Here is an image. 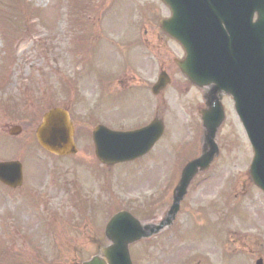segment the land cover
I'll list each match as a JSON object with an SVG mask.
<instances>
[{"label": "rangeland", "instance_id": "obj_1", "mask_svg": "<svg viewBox=\"0 0 264 264\" xmlns=\"http://www.w3.org/2000/svg\"><path fill=\"white\" fill-rule=\"evenodd\" d=\"M92 2L99 4L95 12ZM92 2L87 9L88 0H0V161L22 160L28 181L17 192L0 187V264H80L97 253V242L86 238L102 233L114 211L126 209L143 223L158 222L176 183L169 185L172 160L184 165L201 152L196 112L201 94L172 62L180 55L177 46L164 36L160 44L156 40L167 8L160 0ZM161 67L171 83L152 104L142 91L156 82ZM109 83L112 89L126 88L117 95L142 91L108 104L116 96L105 90ZM103 91L107 100L98 110L115 124L138 126L157 103L166 125L158 149L163 153L153 152L157 161L142 163L145 168L105 170L113 176L106 186L93 168L98 165L91 140L100 121H92L93 109ZM69 103L79 153L56 158L36 144L35 128L46 109ZM223 104L225 119L216 139L220 155L190 188L174 224L131 247L134 264H255L258 258L264 264V195L247 176L252 150L231 98L224 96ZM15 126L21 128L16 137L8 134ZM185 140L190 141L186 148ZM74 183L84 191L78 194ZM28 193L37 203L33 209ZM74 195L89 202L74 206Z\"/></svg>", "mask_w": 264, "mask_h": 264}, {"label": "water", "instance_id": "obj_2", "mask_svg": "<svg viewBox=\"0 0 264 264\" xmlns=\"http://www.w3.org/2000/svg\"><path fill=\"white\" fill-rule=\"evenodd\" d=\"M163 1L171 8L172 16L161 22L162 29L180 41L189 54V57L187 55L184 61L178 63L181 71L196 86L211 87L208 110L202 113L206 130L204 152L199 159L188 163L183 169L174 192L173 204L164 222L146 234L128 213H118L111 218L105 229L110 245L101 249V257H93L83 264H132L129 244L157 233L171 223L190 181L199 169L205 170L218 154L214 137L224 114L216 94L224 92L233 97L235 110L246 127L256 152L259 151L251 165L250 176L254 183L264 189L257 180L258 167L264 165V0H230L232 7H243L242 14H247L239 23L231 21L227 15L225 18L220 17L209 0H189L193 7L189 17L183 11V0ZM213 3L216 4L214 1ZM227 4L224 0V6ZM253 10L258 13L259 18L255 23L247 22ZM196 12L201 24L195 26L190 33L189 19ZM220 19L224 23V30L220 26ZM166 82V77L162 76L155 90L163 88ZM18 132L19 129L16 128L14 133ZM162 132L163 125L157 121L147 128L128 133L108 132L97 127L93 133L96 154L104 163L133 160L145 154ZM73 134L68 113L59 108L45 113L36 131L39 144L56 155L75 152ZM0 181L12 187L20 185V165L0 164Z\"/></svg>", "mask_w": 264, "mask_h": 264}]
</instances>
